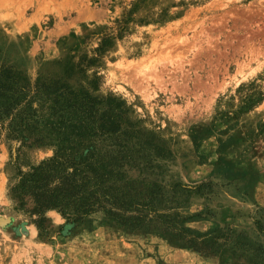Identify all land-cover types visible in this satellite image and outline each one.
Here are the masks:
<instances>
[{
    "label": "rangeland",
    "instance_id": "374dc122",
    "mask_svg": "<svg viewBox=\"0 0 264 264\" xmlns=\"http://www.w3.org/2000/svg\"><path fill=\"white\" fill-rule=\"evenodd\" d=\"M0 64L123 101L171 153L168 193L208 183L173 239L102 212L39 225L11 190L53 149L0 133V264H264V0H0Z\"/></svg>",
    "mask_w": 264,
    "mask_h": 264
},
{
    "label": "trees",
    "instance_id": "16d2710c",
    "mask_svg": "<svg viewBox=\"0 0 264 264\" xmlns=\"http://www.w3.org/2000/svg\"><path fill=\"white\" fill-rule=\"evenodd\" d=\"M59 68L67 78L72 74L65 64ZM0 133L20 147L53 149L28 171L17 167L11 190L20 206L31 204L39 225L49 210L74 224L102 212L130 228L158 222V230L173 239L183 230L177 225L186 219L178 212L184 201L208 187L177 183L168 193L156 161L171 155L164 142L138 128L123 101L93 96L56 75L32 80L0 64ZM255 225L264 234V219Z\"/></svg>",
    "mask_w": 264,
    "mask_h": 264
}]
</instances>
